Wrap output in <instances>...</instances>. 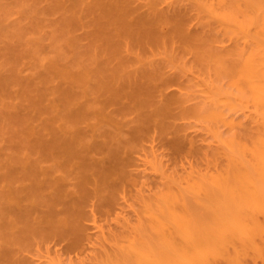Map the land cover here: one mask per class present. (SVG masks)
<instances>
[{"label": "rangeland", "instance_id": "1", "mask_svg": "<svg viewBox=\"0 0 264 264\" xmlns=\"http://www.w3.org/2000/svg\"><path fill=\"white\" fill-rule=\"evenodd\" d=\"M212 1L0 0V264H264V0Z\"/></svg>", "mask_w": 264, "mask_h": 264}, {"label": "bare ground", "instance_id": "2", "mask_svg": "<svg viewBox=\"0 0 264 264\" xmlns=\"http://www.w3.org/2000/svg\"><path fill=\"white\" fill-rule=\"evenodd\" d=\"M217 1H218V2L212 1V3L215 2V3H217L218 5H219L220 3H222V2H220V0H217ZM223 1H224V0H223ZM215 3H214V4H215ZM225 3H226V2H225ZM217 4H216V5H217ZM227 4H228V3H227ZM221 5H222V4H221ZM212 7H213V5H212ZM212 7H211V5H210V8H212ZM215 7H216V6H215ZM220 7H221V6H220ZM226 7H227V6H226ZM261 7H262V9L260 10V8H259L260 11H259L258 13H260V12L262 13V10L264 11L263 6H261ZM218 8H219V6H218ZM218 8H217V9H218ZM223 8H224V7H223ZM226 9H227V8H226ZM218 10H219V9H218ZM211 11H213V9H212ZM214 11L217 12L216 9H214ZM256 11H258V10H256ZM212 13H213V12H212ZM127 14H128V13H127ZM262 14L264 15V12H263ZM148 17H149V16H148ZM262 17H263V16H262ZM262 17H261V18H262ZM150 18H151V17H150ZM150 18H149V20H150ZM154 18H155V17H154ZM138 19H139V18H138ZM144 19H145V18H144ZM156 19H157V18H156ZM156 19H155V20H156ZM149 20H148L147 24H146V21L144 22V24H146V25H148V26L150 25V26H149V28H150L151 26H154V24L152 25L151 22H149ZM152 20H153V18H152L150 21H152ZM157 20H158V19H157ZM157 20H156V22H157ZM130 21H131V20H128V22H130ZM160 21H161V20L158 21V24H159ZM134 22H135V21H134ZM139 23H140V20H139ZM126 24H127V22H126ZM128 24H129V23H128ZM130 24H132V23H130ZM134 24H135V23H134ZM159 25H160V24H159ZM161 25H162V24H161ZM161 25H160V26H161ZM129 26H130V25H129ZM134 26H135V25H134ZM134 26H133V27H134ZM160 26H159V27H160ZM162 26H163V25H162ZM162 26H161V27H162ZM183 26H184V25H183ZM261 27H262V30H261V32H262V31H264V30H263V27H264V26H261ZM123 28H126V27H123ZM127 28H128V27H127ZM137 28H138V27H137ZM141 28H142V26H141ZM152 28H153V27H152ZM177 28H178V27H177ZM139 29H140V28H139ZM183 29H184V28H181V30H180V29H179V30L182 31ZM127 30H128V29H127ZM129 30H130V29H129ZM131 30H132V29H131ZM131 30H130V31H131ZM135 30H138V29L135 28ZM149 30H151V29H149ZM123 31H124V30H123ZM130 31H129V32H130ZM132 31H134V30H132ZM153 31H154V30H153ZM163 31H164V30H163ZM125 32H126V31H124V33H125ZM136 32H137V31H136ZM136 32H135V33H136ZM146 32H147V31H146ZM146 32H145V33H146ZM182 32H183V31H182ZM132 33H133V32H132ZM132 33H131V34H132ZM145 33H144V35H145ZM153 33H154V32H153ZM133 34H134V33H133ZM142 34H143V33H142ZM152 35H153V34H152ZM180 35H181V34H180ZM263 35H264V33H263ZM263 35H262V36H263ZM134 36H135V34H134ZM141 36H142V35H141ZM182 36H183V35H182ZM126 37H127V36H126ZM131 37H132V36H131ZM145 37H147V35H145ZM148 37H149V35H148ZM148 37H147V38H148ZM155 37H156V36H155ZM184 37H185V36H184ZM128 39H130V38H128ZM135 39H136V38H135ZM145 39H146V38H145ZM185 39H186V38H185ZM146 40H147V39H146ZM153 40H154V39H153ZM189 40H190V39H189ZM139 42H140V41H139ZM148 42H149V41H148ZM151 42H152V41H151ZM151 42L148 43V44H151ZM127 43H129V42L127 41ZM148 44H147V45H148ZM248 56H249V55H248ZM248 56H246V57L249 58ZM252 56H253V55H252ZM255 56H256V55H255ZM253 57H254V56H253ZM262 57H263V56H262ZM244 58H245V57H244ZM244 58H243V59H244ZM255 59H256V58H255ZM257 59H258V58H257ZM244 60H245V59H244ZM248 60H249V61H248ZM258 60H259V59H258ZM254 61H255V60L252 61V59L250 60V58H249V59H247V62L245 61L246 63L244 62L245 64L243 63L244 65L242 64V61H241V64H240L241 67H239V69L242 68V75H241V76H243V79H240V80H241V81L244 80V82H241L240 84L245 83V84H243V86L246 85V86L248 87V89H250L251 91H253V92H254V96H255V98H257V99L259 100V99H261V98L264 99V97H262V96H264V94H262V93H264V85L259 83V82L264 83V82H263V80H264V71H262V70L264 69V67H262V66L260 67L259 64H257V63L255 64V62H256L257 60H256L255 62H254ZM262 62H263V59H262ZM260 63H261V62H260ZM263 64H264V62H263ZM263 64H261V65H263ZM242 66H243V67H242ZM261 68H263V69H261ZM239 69H238V70H239ZM240 70H241V69H240ZM240 70L238 71L239 73L241 72ZM155 75H156V74H155ZM150 76H151V75H150ZM153 77H154V75H153ZM262 78H263V79H262ZM260 79H262V81H261ZM261 85H263V86H262L263 88H261ZM144 86H145V85H144ZM249 86H250V88H249ZM136 87H137V86H136ZM148 87H149V86H148ZM141 88H142V87H141ZM145 88H146V87H145ZM145 88H143V89L145 90ZM245 88H246V87H245ZM121 89H122V88H121ZM143 89H142V90H143ZM246 89H247V88H246ZM248 89H247V90H248ZM262 89H263V90H262ZM140 90H141V89H140ZM111 91H113V90H111ZM122 91H123V90H122ZM136 91H137V93H138V91H139L138 87H137V90H136ZM146 91H147V89H146ZM251 91H250V92H251ZM118 93H119V92H118ZM144 93H145V91H144ZM147 93H148V92H147ZM150 93H151V92H150ZM112 94H114V93H112ZM142 94H143V92H142ZM148 94H149V93H148ZM115 95H117V94H115ZM251 95H252V94H251ZM261 95H262V96H261ZM150 96H151V95H150ZM260 97H261V98H260ZM131 98H132V96H131ZM252 98H253V97H252ZM257 99H255V100L257 101ZM263 99H261V100L264 101ZM112 100H113V99H112ZM138 100H139V99H138ZM261 100H259V101H261ZM139 101H140V100H139ZM110 102H111V100H110ZM114 102H116V101H114ZM141 102H143V101L141 100ZM141 102H137V103H140V104H141ZM107 103H108V102H107ZM260 103H261V102H260ZM261 104H262V103H261ZM142 105H144V104H142ZM219 115H220V114H219ZM219 115H217V116H219ZM77 117H78V116H77ZM219 117H221V116H219ZM79 134H80V133H79ZM65 138H66V137H65ZM69 138H70V137H69ZM71 138H72V137H71ZM74 138H75V137H74ZM77 139H78V138H77ZM72 140H73V139H72ZM69 141H70V140H69ZM78 142H80V141H78ZM62 143H63V142H62ZM60 144H61V143H60ZM68 145H69V144H68ZM71 145H73V144H71ZM55 146H56V145H55ZM57 146H58V145H57ZM100 146H101V145H100ZM46 147H47V146H46ZM62 147H63V146H62ZM97 147H98V146H97ZM53 148H54V147H53ZM63 148L66 149L67 147H63ZM74 148H75V147H74ZM87 148H88V150L90 149L89 147H86L85 150H86ZM58 149H59V148H58ZM67 149H68V148H67ZM75 149H76V148H75ZM55 150H56V149H55ZM80 150H82V149H80ZM85 150H84L83 152H85ZM58 151H59V150H58ZM68 151H69V150H68ZM68 151H67V152H68ZM51 152H52V151H51ZM53 152H54V151H53ZM53 152H52V153H53ZM56 152H57V151H56ZM56 152H55V153H56ZM59 152H60V151H59ZM64 153H66V152H64ZM70 153H71V152H70ZM113 153H114V152H113ZM116 153H117V152H116ZM57 154H58V153H57ZM60 154H61V153H60ZM73 154H75V153H73ZM73 154L71 153V155H73ZM80 154H81V153H80ZM118 154H119V153H118ZM50 155L53 156L51 153H50ZM63 155H65V154H63ZM75 155H76V154H75ZM47 156H48V155H47ZM55 156H56V155H55ZM55 156H53V157H55ZM61 156H62V155H61ZM112 156H113V155H112ZM117 156H118V155H117ZM120 156H121V155H120ZM68 157H69V155H68ZM77 157H78V155H77ZM59 158H61V157H59ZM114 158H115V157H114ZM120 158H121V157H120ZM63 159H64V158H63ZM73 159H74V158H73ZM115 159H116V158H115ZM117 159H118V158H117ZM117 159H116V160H117ZM71 160H72V159H71ZM74 160H75V159H74ZM76 160H77V159H76ZM69 161H70V160H69ZM69 161H68V162H69ZM84 161H85V160H84ZM84 161H83V162H84ZM118 161H119V160H118ZM64 162H65V161H64ZM66 162H67V161H66ZM76 162L79 163L80 161L77 160ZM111 162H112V159H111ZM112 163H113V162H112ZM71 164H72V163H71ZM71 164H70V166H71ZM73 164L75 165V161L73 162ZM120 164H121V161H119V165H120ZM114 165H118V162H116V164L114 163ZM71 167H73V166H71ZM112 168H114V167H112ZM107 170L110 171L111 169H110V170L107 169ZM113 170H114V169H113ZM111 171H112V170H111ZM105 172H107V171H105ZM112 172H113V171H112ZM107 174H109V172H108ZM102 177H104V176H102ZM106 177H107V176H106ZM106 177H104V178L106 179ZM87 178H88V177H87ZM87 180H88V179H87ZM106 180H107V179H106ZM52 182H53V181H52ZM53 183L55 184V181H54ZM53 183H52V184H53ZM245 190H247V189H245ZM247 191H248V190H247ZM248 193H249V192H248ZM61 195H62V193H61ZM244 196H245V195H244ZM248 200H249V199H248ZM237 204H238V203H237ZM237 204H236V205H237ZM236 205H235V206H236ZM237 206L240 208L239 205H237ZM238 207H236V208L238 209ZM238 211H239V214H240V210H238ZM235 212H237V210L234 211V214H235ZM239 214H238V215H239ZM231 215H232V214H231ZM235 215H236V214H235ZM235 215H234V216H235ZM238 215H237V218H238ZM239 217H240V216H239ZM240 220H241V219H240ZM256 220H257V219H256ZM256 222H257V221H256ZM238 223H239V221H238ZM240 223H241V222H240ZM255 264H256V263H255Z\"/></svg>", "mask_w": 264, "mask_h": 264}]
</instances>
